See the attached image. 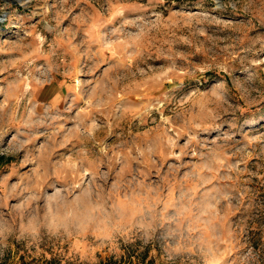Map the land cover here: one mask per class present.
I'll use <instances>...</instances> for the list:
<instances>
[{
	"label": "rangeland",
	"instance_id": "1",
	"mask_svg": "<svg viewBox=\"0 0 264 264\" xmlns=\"http://www.w3.org/2000/svg\"><path fill=\"white\" fill-rule=\"evenodd\" d=\"M0 264H264V0H0Z\"/></svg>",
	"mask_w": 264,
	"mask_h": 264
}]
</instances>
